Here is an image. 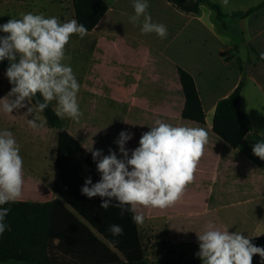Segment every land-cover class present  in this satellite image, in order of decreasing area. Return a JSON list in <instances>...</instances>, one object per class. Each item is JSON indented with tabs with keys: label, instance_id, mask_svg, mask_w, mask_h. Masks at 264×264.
<instances>
[{
	"label": "crops",
	"instance_id": "1",
	"mask_svg": "<svg viewBox=\"0 0 264 264\" xmlns=\"http://www.w3.org/2000/svg\"><path fill=\"white\" fill-rule=\"evenodd\" d=\"M102 1L108 10L88 32L94 38L89 69L95 82L89 84L88 92L95 96L93 100L104 103V119L115 120L109 125L106 121L103 129H93L95 138H88L86 152L91 161L87 162L92 174L67 176L61 185L63 191H81L89 177L93 184L101 179L90 148L101 150L104 156L111 149L118 159L123 158L116 143L122 131L133 134L125 145L130 157L142 134L150 131L157 119L174 126L204 128L209 139L193 183L174 206L139 208L145 219L138 228L163 230L167 244L177 251L199 248L197 234L206 231L210 223L249 239L264 238V160L252 151L255 143L264 142V61L260 58L264 53V7L244 18L219 21L207 4L200 5L198 13H189L170 0H148L153 22L167 26V38L160 39L155 33L141 34L140 27L129 21L134 14L133 0ZM209 1L224 15L246 13L264 2L229 0L225 7L222 0ZM179 68L195 81L205 124L182 117L186 100ZM5 73L2 71L6 77ZM243 81L241 109L251 130L238 148H232L214 133L213 122L219 101L228 98ZM25 104L32 106L27 100ZM26 113L27 107L14 109L12 114H5L0 107V131L13 132L23 158L24 185L17 202L60 201L75 213L55 188L59 130L50 127L43 114L44 126L31 129L27 121L35 114ZM57 228L69 230L67 224ZM58 244L55 240L54 245ZM252 264L264 261L253 257Z\"/></svg>",
	"mask_w": 264,
	"mask_h": 264
},
{
	"label": "clouds",
	"instance_id": "2",
	"mask_svg": "<svg viewBox=\"0 0 264 264\" xmlns=\"http://www.w3.org/2000/svg\"><path fill=\"white\" fill-rule=\"evenodd\" d=\"M228 2L222 0L225 7ZM132 7L134 14L129 16V21L140 27L141 34L155 33L160 39L167 38V26L153 22L148 0H133ZM0 31L7 34L0 37V61L10 62L5 75L13 85L0 99L3 112L12 114L14 109L27 107L25 115L35 114L33 119H28V126L36 130L44 126L45 118L41 114L55 100L57 117L78 122L83 116L77 100L80 84L70 63H65L71 61V56L66 55V46L73 35L83 39L88 28L76 19L61 22L55 16L29 12L9 19L0 25ZM37 94L43 102L37 99L34 107L33 99ZM26 100L31 107L25 104ZM132 136L125 131L119 134L116 143L122 159L111 149L107 156L102 155L101 150L89 149L93 160L98 161L101 179L93 184L90 177L86 178L81 194L88 198H107L100 205L102 209L119 207L121 215L129 211L139 226L145 219L143 213L138 212L139 208L164 209L181 200L187 186L195 179L209 135L204 128L174 126L157 119L150 131L142 134L139 146L129 157L125 145ZM252 151L264 160V142L255 143ZM23 185L20 145L13 132L5 129L0 131V206L19 201ZM113 198L118 204H111ZM9 211L0 207V235L8 229L4 220ZM109 231L113 236L123 235L119 225H110ZM197 236L200 242L197 256L202 264H252L254 255L264 260V247L253 245L240 232L220 230L210 223L207 230Z\"/></svg>",
	"mask_w": 264,
	"mask_h": 264
},
{
	"label": "trees",
	"instance_id": "3",
	"mask_svg": "<svg viewBox=\"0 0 264 264\" xmlns=\"http://www.w3.org/2000/svg\"><path fill=\"white\" fill-rule=\"evenodd\" d=\"M72 1L75 19L88 28V32L95 29L108 10L102 0ZM170 1L178 9L189 13H198L200 5L207 4L216 12L219 21L244 18L264 7L263 2L246 13L224 15L220 7L209 0ZM9 63L7 59L0 61V98L13 87L8 78L2 75ZM178 75L186 100L182 117L205 124L206 115L193 77L181 68ZM243 86L244 81L228 98L219 101L213 122L214 133L232 148H238L251 130L250 120L241 109ZM37 99L43 102V98L37 94L33 99L34 106ZM42 114L50 127H61V118L55 115L51 103ZM80 156L78 142L59 129L55 188L75 213L59 201L45 204L15 202L0 206L10 209L4 220L8 229L0 235V264H150L137 224L132 220L133 213L126 211L121 215V209L115 206L102 209L100 205L107 198H88L81 191H63L61 185L67 176L86 177L92 174L88 162L85 163ZM86 160L91 161L88 156ZM111 204L116 205L118 201L113 198ZM63 224L69 226L68 231L57 228L63 227ZM113 224L123 228V235H112L109 227ZM55 240L59 241L58 245H54ZM250 240L253 245L264 247V238ZM173 254L176 256L166 253L163 259L151 264H202L199 257L190 256L187 247L174 250ZM57 255L68 260L60 259ZM253 257L262 260L259 255Z\"/></svg>",
	"mask_w": 264,
	"mask_h": 264
},
{
	"label": "rangeland",
	"instance_id": "4",
	"mask_svg": "<svg viewBox=\"0 0 264 264\" xmlns=\"http://www.w3.org/2000/svg\"><path fill=\"white\" fill-rule=\"evenodd\" d=\"M0 3L5 4L0 6V25H3L11 18H19L21 13L29 12L33 14L42 13L45 17L55 16L61 22L75 19L72 0H0ZM6 35V33L0 31V37ZM93 46L94 38L88 33L83 39L77 35H73L66 46V55L71 56V61H65V63H70L80 84L77 100L83 116L78 122L68 117L61 118V127L54 128L58 130L63 129L71 137H75V140L77 139L76 141L81 151L80 158L85 160V163H87L86 158L88 155L86 152L88 138L90 136L95 138L96 136L92 133L93 129H103L106 121L107 125H109L112 120H115L110 117L104 119L102 108L104 103L93 100L95 96L88 92L89 84L94 82V78L92 77L93 72L89 69V58ZM51 104L56 109V101L53 100ZM138 230L146 251L147 260L150 264L157 262L159 259H163L166 253L174 256L173 251L175 249L167 244L163 230L155 231L150 227L144 230L138 228ZM188 250H191L190 253L194 255H197L199 252V248L197 247L188 248Z\"/></svg>",
	"mask_w": 264,
	"mask_h": 264
}]
</instances>
